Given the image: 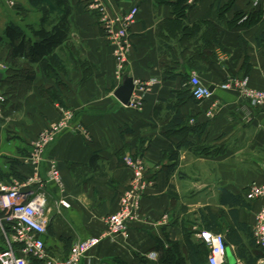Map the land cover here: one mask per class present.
<instances>
[{"label": "crops", "instance_id": "0c3cea01", "mask_svg": "<svg viewBox=\"0 0 264 264\" xmlns=\"http://www.w3.org/2000/svg\"><path fill=\"white\" fill-rule=\"evenodd\" d=\"M13 1L11 6L0 0L3 37L13 25L30 35V27L38 28L46 14L62 12L51 6L55 0ZM177 1L71 0L72 32L57 52L63 69L47 73L35 65L33 81L15 82L18 70L6 57L0 59V91L8 94L0 117V184L33 179L32 188L38 189V182L45 183L51 225L43 239L52 258L64 259L76 241L106 232L105 220L118 211L133 178L124 162L132 155L143 158L152 185L129 236L104 240L81 264H169L162 253H174L186 264H207L209 250L198 237L204 231L225 236L227 264H264V251L251 235L261 202L246 198L253 183L264 182V109L221 90L231 76H247L254 88L264 90V47L258 42L264 22L243 27L244 17L232 26L238 13L253 10V0H188L186 12ZM134 6L140 12L118 80L106 24ZM211 30L222 36L212 51L211 44L199 51L211 41ZM192 75L214 88L212 99L192 98L187 84ZM127 77L151 84L142 110L115 97ZM57 104L73 112L71 126L34 165L33 143L61 118ZM178 113L181 122L173 132H163ZM177 147L178 159H171L170 150ZM94 156L102 174L89 167ZM52 161L63 191L47 183ZM233 198L239 200L234 207ZM210 218L215 229L207 227ZM4 240L0 225V252ZM153 253L156 258H149ZM191 254L199 256L197 262ZM30 264L42 263L32 259Z\"/></svg>", "mask_w": 264, "mask_h": 264}, {"label": "built area", "instance_id": "2783aa9c", "mask_svg": "<svg viewBox=\"0 0 264 264\" xmlns=\"http://www.w3.org/2000/svg\"><path fill=\"white\" fill-rule=\"evenodd\" d=\"M263 0H253L254 7H259ZM99 9L100 5H92ZM139 7H134L127 14L107 22L108 39L113 49L116 61L115 77L121 80L124 76L128 62V54L132 49L130 29L136 24L139 16ZM151 84L137 82L130 107L142 110L144 95ZM188 86L191 96L197 102H205L213 98L214 92L204 84L197 75H192ZM221 90L233 91L253 107L264 109V90H259L251 85L249 77L231 76L222 84ZM7 103L6 95L0 91V117ZM61 118L42 131L33 143L31 161L37 165L43 160L45 150L56 138L71 126L73 112L57 104ZM211 116V114H208ZM81 132L82 128H79ZM84 132V131H83ZM264 132V127H263ZM126 166L132 171L133 178L128 188L122 193L118 211L105 220L107 230L100 236L85 240H78L72 244L66 259L52 258L46 250L44 236L48 234L51 225L49 215L48 197L45 183L38 182V189H33V179L10 185L0 184V225L6 240V247L0 252V264H30L35 259L42 264H81L89 254L104 240L125 239L129 236L130 224L137 218L146 190L152 182L147 177L145 162L141 157L127 155L124 158ZM48 182L57 185L63 191L62 175L56 162L49 163ZM248 201L261 202V207L255 216L251 235L258 248L264 251V182L253 183L246 194ZM63 206H68L61 201ZM198 237L209 250L207 264H227L228 244L224 235L214 234L210 231L201 232ZM149 258H156L150 254ZM264 262V258L262 259Z\"/></svg>", "mask_w": 264, "mask_h": 264}, {"label": "trees", "instance_id": "16d2710c", "mask_svg": "<svg viewBox=\"0 0 264 264\" xmlns=\"http://www.w3.org/2000/svg\"><path fill=\"white\" fill-rule=\"evenodd\" d=\"M187 1L188 0H178L177 4L183 5L185 11L188 9ZM262 4L259 7H254L253 3H251L253 10L248 13H238L232 21V26H237L244 17L247 18H245V21L240 25L243 27H250L264 22ZM53 5H55V8H60L62 12L55 16L46 14L41 20L38 28L30 27V35H28L25 30L14 25L8 27L5 32V37L0 35V57L1 59L6 57L8 63L12 65V69L18 70L15 76L19 80L27 83L33 81L36 76L33 70L35 65H42L47 73L53 72L56 68H64L63 60L58 56L57 52L66 44L72 32L70 20L72 15V3L71 0H55ZM230 6L231 5L228 7ZM216 33H212L211 30V41L207 40L205 46L200 48L199 51L203 50L204 52L206 49L208 50L210 44L212 51V44L214 45L217 39L222 36L219 32ZM258 42L260 46L264 47V33L258 37ZM2 54H4L3 56L5 57H3ZM184 80L187 81L186 78H184ZM189 81L190 80L188 79L187 84ZM181 120L182 117H180V114L178 113L172 120L173 123L169 126H165L163 132H167L168 134L173 132V129L177 126L176 122L180 123ZM178 149L179 147H177L176 150H174V148L170 150L171 159H178ZM97 159L98 156H94L89 167L92 171L102 174L103 171L96 166ZM238 204L239 200L233 198L231 205L234 207ZM211 216L213 215L211 214ZM206 222H209L207 225L209 229H215L216 222L212 220V218ZM203 246L206 247L205 244ZM160 249L161 248L159 247V250ZM161 257L169 264H186V260L179 258V256L174 253H167L166 255L162 253ZM198 258L199 256L197 255H190V260L193 263L197 262Z\"/></svg>", "mask_w": 264, "mask_h": 264}, {"label": "water", "instance_id": "95a60500", "mask_svg": "<svg viewBox=\"0 0 264 264\" xmlns=\"http://www.w3.org/2000/svg\"><path fill=\"white\" fill-rule=\"evenodd\" d=\"M1 79V74H0ZM211 90L213 91L214 88L212 87ZM135 91V84L132 78H125L123 84L117 89L115 92V97L125 106H129L131 103V99L133 93Z\"/></svg>", "mask_w": 264, "mask_h": 264}, {"label": "rangeland", "instance_id": "374dc122", "mask_svg": "<svg viewBox=\"0 0 264 264\" xmlns=\"http://www.w3.org/2000/svg\"><path fill=\"white\" fill-rule=\"evenodd\" d=\"M8 2H9V4L11 5V6H13L15 3H14V1L13 0H8ZM253 3V2H252ZM51 6L54 8L55 7V5H53V4H51ZM134 7H137V6H134ZM133 7V8H134ZM132 9V8H131ZM130 9V10H131ZM4 54H2V56H3ZM3 57H5V56H3ZM0 59H1V57H0ZM1 61H4L3 59H1ZM13 80H16L15 82H17V77L14 75V78H13ZM226 82V81H225ZM7 97H8V95H7ZM256 108H260V107H256ZM60 120V119H59ZM264 127V126H263ZM5 238V237H4ZM125 239H127V238H125ZM125 239H117L116 241L118 242V241H120V240H125ZM4 241H6V240H4ZM114 241V240H113ZM69 255V254H68ZM68 257V256H67ZM66 257V258H67ZM66 258H64V259H66ZM60 260H63V259H60ZM264 263V262H263Z\"/></svg>", "mask_w": 264, "mask_h": 264}]
</instances>
